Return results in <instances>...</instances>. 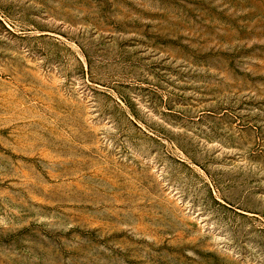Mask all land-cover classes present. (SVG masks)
<instances>
[{"label": "rangeland", "instance_id": "obj_1", "mask_svg": "<svg viewBox=\"0 0 264 264\" xmlns=\"http://www.w3.org/2000/svg\"><path fill=\"white\" fill-rule=\"evenodd\" d=\"M0 264H264V0H0Z\"/></svg>", "mask_w": 264, "mask_h": 264}]
</instances>
